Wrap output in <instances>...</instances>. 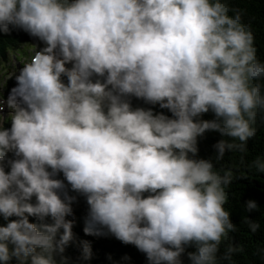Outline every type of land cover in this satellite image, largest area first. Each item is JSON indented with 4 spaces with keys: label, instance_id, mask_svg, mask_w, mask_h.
Returning <instances> with one entry per match:
<instances>
[{
    "label": "clouds",
    "instance_id": "clouds-1",
    "mask_svg": "<svg viewBox=\"0 0 264 264\" xmlns=\"http://www.w3.org/2000/svg\"><path fill=\"white\" fill-rule=\"evenodd\" d=\"M243 15L228 0H0V32L43 45L0 98V264H68L78 197L86 235L110 234L147 264H222L243 250L229 238L220 252L236 230L224 207L233 171L197 157L207 131L223 137L220 162L264 123V61ZM248 167L264 173V156Z\"/></svg>",
    "mask_w": 264,
    "mask_h": 264
},
{
    "label": "trees",
    "instance_id": "trees-1",
    "mask_svg": "<svg viewBox=\"0 0 264 264\" xmlns=\"http://www.w3.org/2000/svg\"><path fill=\"white\" fill-rule=\"evenodd\" d=\"M228 2L243 10V20L251 28L255 37L257 56L264 61V0H228ZM27 43H42L35 37L18 29H12L8 33L0 32V64L9 62V52H15ZM133 106L152 107L154 111H163L170 115L166 109H160L158 105H148L142 100L132 99ZM202 119H212L211 112L203 114ZM8 127L6 123L4 125ZM256 136L247 142L246 151L226 152L222 161L215 160L213 145L222 139L215 131H207L203 137L198 138V158H211L218 169L231 168L234 180L227 191V201L224 205L230 213V219L236 225L234 232L228 233V237L222 239L220 252L223 253L229 238L234 244L242 246L243 250L234 253L231 261H223L222 264H264V173H257L255 169H249L248 165L256 156H264V123L258 119ZM253 199L258 204V210L247 212L243 204ZM74 215L68 217L74 220L73 240L63 253L67 257L68 264H147L145 255L131 244H124L112 235L92 236L83 231L87 215V205L83 197H78L73 205ZM258 221L260 228L252 233L248 228L247 219ZM33 218H30L32 220ZM0 218V225L4 224ZM84 242L91 248V255L87 259L83 256ZM194 247H187L186 252L194 251ZM59 259V257H57ZM188 264L186 254L182 257ZM14 264V262H13Z\"/></svg>",
    "mask_w": 264,
    "mask_h": 264
},
{
    "label": "rangeland",
    "instance_id": "rangeland-1",
    "mask_svg": "<svg viewBox=\"0 0 264 264\" xmlns=\"http://www.w3.org/2000/svg\"><path fill=\"white\" fill-rule=\"evenodd\" d=\"M20 32L23 30L18 29ZM41 45L35 43H27L20 47L18 51L9 52L10 61L3 62L0 64V98H2L3 93L6 96L8 90L15 85L14 75L18 74V69L22 67L23 60H28L33 54L34 50ZM7 109H4V113H7Z\"/></svg>",
    "mask_w": 264,
    "mask_h": 264
}]
</instances>
